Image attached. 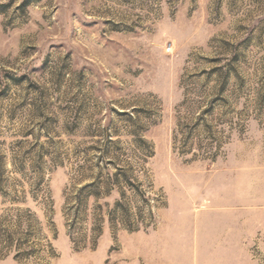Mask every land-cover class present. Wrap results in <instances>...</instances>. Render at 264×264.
Segmentation results:
<instances>
[{"label":"rangeland","instance_id":"rangeland-1","mask_svg":"<svg viewBox=\"0 0 264 264\" xmlns=\"http://www.w3.org/2000/svg\"><path fill=\"white\" fill-rule=\"evenodd\" d=\"M0 264H264V0H0Z\"/></svg>","mask_w":264,"mask_h":264}]
</instances>
